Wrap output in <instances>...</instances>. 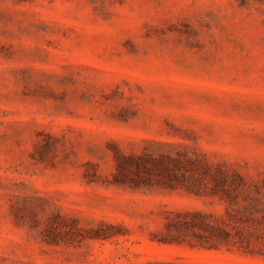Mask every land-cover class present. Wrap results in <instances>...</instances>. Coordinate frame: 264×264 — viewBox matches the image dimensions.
<instances>
[{"label": "rangeland", "instance_id": "374dc122", "mask_svg": "<svg viewBox=\"0 0 264 264\" xmlns=\"http://www.w3.org/2000/svg\"><path fill=\"white\" fill-rule=\"evenodd\" d=\"M223 189L264 251V0H0V264H264L158 240Z\"/></svg>", "mask_w": 264, "mask_h": 264}, {"label": "trees", "instance_id": "16d2710c", "mask_svg": "<svg viewBox=\"0 0 264 264\" xmlns=\"http://www.w3.org/2000/svg\"><path fill=\"white\" fill-rule=\"evenodd\" d=\"M174 163H179L176 160H172ZM158 167L168 174L169 181H165L166 186L176 188L175 182L181 184L177 179V174L174 169L169 167L163 160H159ZM138 165L139 168H141ZM242 180V179H241ZM215 186H219L220 180L214 179ZM188 189H191L188 187ZM234 189H223V193L229 198L227 219H217L215 222H210L209 219L213 215L202 212H185L178 213L177 217H191V219H180L172 221L166 224L167 231L158 240L163 243H188L193 246H202L208 249H220L222 246L236 247L239 251L244 253H261L264 251L256 249V244L253 243V235L248 230V224L255 223V214L260 212L257 209V203L259 199H254L253 203H249L245 208H235L237 196L231 199L230 192ZM214 193L217 192L214 190ZM263 252V253H262ZM172 264V263H164Z\"/></svg>", "mask_w": 264, "mask_h": 264}]
</instances>
